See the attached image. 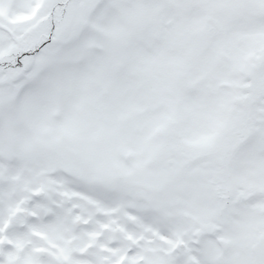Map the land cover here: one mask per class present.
Returning <instances> with one entry per match:
<instances>
[{"label":"snow or ice","instance_id":"6c2138e0","mask_svg":"<svg viewBox=\"0 0 264 264\" xmlns=\"http://www.w3.org/2000/svg\"><path fill=\"white\" fill-rule=\"evenodd\" d=\"M0 264H264V0H0Z\"/></svg>","mask_w":264,"mask_h":264}]
</instances>
